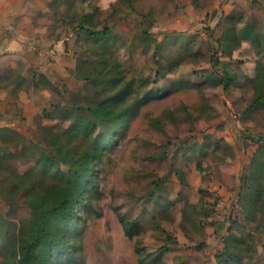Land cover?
Segmentation results:
<instances>
[{
  "label": "rangeland",
  "instance_id": "374dc122",
  "mask_svg": "<svg viewBox=\"0 0 264 264\" xmlns=\"http://www.w3.org/2000/svg\"><path fill=\"white\" fill-rule=\"evenodd\" d=\"M52 2L69 49L61 92L32 125L0 131V263L30 232L32 203L96 150L85 182L98 188L83 190L60 264L71 251L79 264H264V107L245 112L264 84V0ZM75 123L97 128L67 133ZM254 160L262 193L245 210ZM121 219L137 221L133 237Z\"/></svg>",
  "mask_w": 264,
  "mask_h": 264
},
{
  "label": "crops",
  "instance_id": "0c3cea01",
  "mask_svg": "<svg viewBox=\"0 0 264 264\" xmlns=\"http://www.w3.org/2000/svg\"><path fill=\"white\" fill-rule=\"evenodd\" d=\"M52 4L0 0V127L32 125L55 91L61 92L52 76L58 68L55 60L69 49L60 32L55 33Z\"/></svg>",
  "mask_w": 264,
  "mask_h": 264
},
{
  "label": "trees",
  "instance_id": "16d2710c",
  "mask_svg": "<svg viewBox=\"0 0 264 264\" xmlns=\"http://www.w3.org/2000/svg\"><path fill=\"white\" fill-rule=\"evenodd\" d=\"M87 31L92 35H108L110 32L108 29L102 31ZM120 78L122 77L118 76V80H120ZM131 85V82H125V87H123V91L119 92L117 100H124L126 98ZM227 89L228 84H225V90ZM262 107H264V84L259 83L255 87L254 98L245 112L249 113ZM90 111L101 113L105 117L113 113L112 110L104 112L101 108H90ZM45 112L46 110L44 113ZM46 115L44 114V117ZM96 128L95 125L89 127L87 124L75 123L67 129V133L76 135L85 133V136L90 137L94 134ZM9 129L13 128L8 126L0 127V131ZM60 138V136H55L56 141L54 146L57 151L61 148ZM20 139H22V136L17 135L13 141L18 142ZM1 152H3L6 157L14 156L8 149H3ZM260 152L259 150L257 154ZM97 157L98 154L96 150L82 154L80 163L84 165V172L77 169L75 170L72 167L67 178L68 181L54 188L51 192L49 196L51 200L43 199L40 202L32 203L30 232L21 239L19 249L16 250L15 248L11 256L2 260L0 264H60L62 260H65L61 254L67 253L68 251L66 250L69 248V245L63 241L66 225L68 223H75L79 219L78 205L85 202L82 197L83 190L88 186H92L94 189L98 188V184L94 178L85 182V179H87L85 170L89 168ZM257 164L258 161L254 160L248 178H243L241 180L242 191L239 194L238 201L245 210H249L251 205L255 203V200L261 198L262 190L260 187H254L256 183L260 186V177L257 176ZM200 202L202 204L204 199H201ZM121 222L125 227L126 235L133 237L135 229L138 226L137 221H125L121 219ZM230 246V242H226L225 247L227 250ZM136 252L138 254L142 252L138 243L136 244ZM72 253L73 251L66 255H69L70 259L74 261L75 264H79V261L76 257H73Z\"/></svg>",
  "mask_w": 264,
  "mask_h": 264
}]
</instances>
